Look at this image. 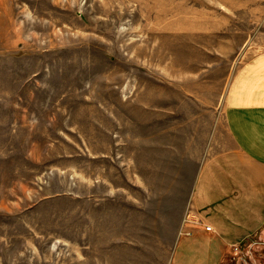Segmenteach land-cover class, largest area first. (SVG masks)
<instances>
[{
	"label": "rangeland",
	"instance_id": "obj_1",
	"mask_svg": "<svg viewBox=\"0 0 264 264\" xmlns=\"http://www.w3.org/2000/svg\"><path fill=\"white\" fill-rule=\"evenodd\" d=\"M262 52L264 0H0V264L76 248L103 223L134 228L147 203L160 213L172 200L129 182L169 168L165 119L181 143L194 130L156 109L212 103ZM234 249L218 264H264V229Z\"/></svg>",
	"mask_w": 264,
	"mask_h": 264
},
{
	"label": "crops",
	"instance_id": "obj_2",
	"mask_svg": "<svg viewBox=\"0 0 264 264\" xmlns=\"http://www.w3.org/2000/svg\"><path fill=\"white\" fill-rule=\"evenodd\" d=\"M160 107L157 119L187 113L194 135L188 133L181 143L178 125L175 133L173 122L165 119L167 140L159 146L169 168L149 172L140 167L139 181L124 179L139 196L150 193L151 201L167 197L172 203L160 206L161 214L153 203L145 204L134 228L131 221L121 219L103 223L114 227L109 232L79 230L78 247L41 250L47 259H29L26 264H218L229 250L262 232L264 52L237 68L212 103L192 100L182 108ZM141 113L140 109L139 117ZM179 153L187 154L184 164L191 169L180 172ZM179 193H184L182 201ZM163 211L170 215L160 216ZM90 219L89 225H95L96 218Z\"/></svg>",
	"mask_w": 264,
	"mask_h": 264
},
{
	"label": "built area",
	"instance_id": "obj_3",
	"mask_svg": "<svg viewBox=\"0 0 264 264\" xmlns=\"http://www.w3.org/2000/svg\"><path fill=\"white\" fill-rule=\"evenodd\" d=\"M206 231H210V228H206Z\"/></svg>",
	"mask_w": 264,
	"mask_h": 264
}]
</instances>
